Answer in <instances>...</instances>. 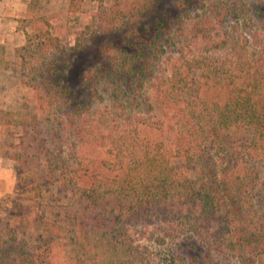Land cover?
<instances>
[{
    "label": "trees",
    "instance_id": "1",
    "mask_svg": "<svg viewBox=\"0 0 264 264\" xmlns=\"http://www.w3.org/2000/svg\"><path fill=\"white\" fill-rule=\"evenodd\" d=\"M83 1L69 0L68 10H78ZM158 2L136 0L138 14L147 12L139 18L150 26L123 30L122 43L110 47L122 58L88 70V101L65 81L69 65L49 58L67 53L49 16L37 13L38 0L29 2L19 20L25 39L13 54L38 100L33 109L26 104L19 118L0 109V129L18 138L16 150L3 156L41 171L56 183L63 201L44 206L40 198L31 216L7 228L12 234L14 228L25 231L30 216L35 234L31 251L16 255L10 246L4 249L9 240H0V264H54L57 208L68 217L67 241L79 264H160L141 243L152 227L162 230V244L166 238H196L199 264H264V34L250 38L244 31L252 23L239 19L249 10L242 0L204 2L208 15L177 20L173 27L155 14ZM176 6L187 9L190 2L177 0ZM122 14L121 22L106 19L101 28L120 32L130 22L144 23ZM228 20L230 27L215 38L216 27ZM189 42L196 49L187 50ZM169 45L176 47L174 55L165 57L168 67L151 82L157 103L171 109L169 120L152 115L153 105L145 101L141 113H129L122 122L121 114L114 115L108 129L87 127L93 97L117 108L140 106L130 96L144 86L156 55ZM42 86L62 98V106L50 103V109L65 107L67 113H49ZM67 131L74 140L66 151L49 143V136L61 140ZM41 188L37 180L35 198ZM26 244L21 241V247Z\"/></svg>",
    "mask_w": 264,
    "mask_h": 264
},
{
    "label": "rangeland",
    "instance_id": "2",
    "mask_svg": "<svg viewBox=\"0 0 264 264\" xmlns=\"http://www.w3.org/2000/svg\"><path fill=\"white\" fill-rule=\"evenodd\" d=\"M182 1H189V8L176 6L177 0H160L157 3V7L154 9L155 14L162 16L167 21V27H173L172 23L177 20H181L182 23H188L196 16L208 15L206 7L201 6L204 2L208 5L225 1L229 3L238 2V0ZM135 2L136 0H84L78 10L70 11L68 10L69 0H38L37 13L49 16L52 33L57 36L59 45L67 53L65 55L60 53L51 54L49 58L57 57L60 62H63V65H69L65 81L67 80L68 86L76 94V97L82 99L81 101H88L91 97V89L86 78L88 70L93 68L99 70L102 66L110 64L115 57L122 58L121 53L116 50H110V47L115 48L122 43L123 30H128L132 26L135 29L144 30L150 26L149 23H145L147 20L145 22L142 20L145 25L143 23L141 27H138L136 23L132 24L130 22L120 32H111V30H103L101 28L106 19L111 20L115 17L121 22L120 18L123 16V12L126 13V18L131 16L132 20L137 21L139 19L141 21L139 17L146 16L147 12L145 11L144 15L138 14ZM241 3H244L249 10L240 14L239 19L243 23L246 20L252 23L251 25L245 23L243 25L244 31L250 38L255 33L263 35L264 0H242ZM189 9L190 11H188ZM149 13L150 11L148 10ZM232 22L233 20H230V22L228 20L223 27L218 25L212 35L215 38L218 35L222 36L223 31L228 29ZM19 26L18 21L17 31H19ZM13 41L17 42V40ZM13 41L7 45L0 43V109L10 110L16 118H19L26 111V104L31 109L35 107L38 96H36V91L31 85L33 81L29 77L23 78V73L19 70V60L14 56L10 46L13 44ZM139 43H144L143 38ZM186 47L187 50L196 49L195 44L192 42L187 43ZM151 48L155 50L154 46ZM175 48L174 45H169L163 54L158 53L156 55L157 61L153 65L151 76H148L143 81V87L131 94V98L137 97L142 102L140 106L137 107L136 104L130 103L124 108H117L108 100L100 102L101 100H96L97 97H93L86 122L87 127L97 124L98 127L108 129L112 125L111 119L114 115L121 114L122 117L119 120L122 122L125 119L124 117L129 113H141L145 101L152 103V115L168 121L171 109L157 103L151 82L155 75L161 73L163 69L166 70L168 64L165 63V57L173 53ZM41 90L43 101L47 105L46 109L49 110L50 114L67 113L68 108L65 107L57 109L58 112L50 109V103H54V109L55 107L62 106L60 104V99H62L60 95H56L53 92L45 93L48 88L44 86H42ZM99 90H101V86ZM78 120L80 122V118ZM67 128L70 131L74 129V126H67ZM68 131L61 140L56 137L50 138L49 136V143L66 151L67 143L74 140V136L69 137ZM66 135H68V138ZM17 144V135L12 138L6 131L0 129V240H9L10 242L4 245V249L10 246V250L15 255V252L19 253L20 250L31 251L30 236L35 233L32 226L28 223V218L38 209L37 201L41 198L42 205L44 206L55 203L59 204V202L62 203L63 201L62 195L53 180L47 179L41 171H31L16 161L3 156V153L7 150L15 151ZM37 180L42 184L39 198H35ZM43 210H46V207H42L41 211ZM29 214L30 216H27V220L24 223L25 228L27 227L25 231L19 228L13 229L15 231L14 234L7 231V228L11 227L14 222H18L21 216ZM54 215L56 216L55 221L57 225L54 233L53 263L79 264L75 247L67 241L68 217L60 208H57ZM13 235H17L14 241L10 240ZM161 235H163V232L160 228L152 227L148 235L141 240V243L149 248L156 261L160 264H199L198 261L202 259V256H199L198 240L196 238H192L190 241H185L182 237L166 238L162 244L158 240V237H161ZM23 240L27 241V244L21 247V241ZM11 255L12 253L6 254L5 257H11ZM193 256H196L197 259L195 260ZM21 257H26V254H22Z\"/></svg>",
    "mask_w": 264,
    "mask_h": 264
},
{
    "label": "crops",
    "instance_id": "3",
    "mask_svg": "<svg viewBox=\"0 0 264 264\" xmlns=\"http://www.w3.org/2000/svg\"><path fill=\"white\" fill-rule=\"evenodd\" d=\"M31 0H0V43L11 44L14 47L23 44L24 34L21 29L16 30L18 19L26 14L27 6ZM18 20V21H17Z\"/></svg>",
    "mask_w": 264,
    "mask_h": 264
}]
</instances>
